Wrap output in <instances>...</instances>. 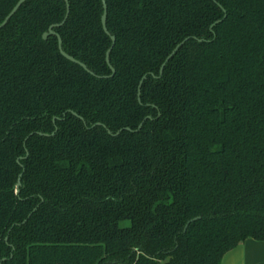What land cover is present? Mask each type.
Masks as SVG:
<instances>
[{
	"label": "trees",
	"instance_id": "16d2710c",
	"mask_svg": "<svg viewBox=\"0 0 264 264\" xmlns=\"http://www.w3.org/2000/svg\"><path fill=\"white\" fill-rule=\"evenodd\" d=\"M105 2L109 36L101 0H28L0 29V264H221L264 241V0ZM66 4L53 30L91 73L42 38Z\"/></svg>",
	"mask_w": 264,
	"mask_h": 264
},
{
	"label": "water",
	"instance_id": "95a60500",
	"mask_svg": "<svg viewBox=\"0 0 264 264\" xmlns=\"http://www.w3.org/2000/svg\"><path fill=\"white\" fill-rule=\"evenodd\" d=\"M26 1L28 0H18V2L16 3V5L13 7V9L10 11V13L5 17L4 21L0 24V29L3 28L7 23L8 21L11 19V17L17 12V10L21 7V5L23 3H25ZM101 3H102V8H103V13H102V16H101V25H102V29L103 31L105 32L106 35L109 36V33L107 31V28H106V17H107V6H106V2L105 0H101ZM66 8H67V14L65 16V19L60 23V24H56V25H52L48 28V31L47 33L43 34L42 38L45 40L48 36H56L57 38V42H58V49H59V53L60 55L65 58L67 61L71 62V63H74L76 65H78L79 67H81L83 70H85L86 72L88 73H91L87 67L77 61L76 59H74L73 57L69 56L68 54H66L63 50H62V41H61V38L58 34H56L54 32V28H58L60 26H62L66 19H67V16H68V10H69V6L68 4H66ZM225 12V11H224ZM219 22L221 21H217L215 22L213 25H211L210 27V30H212L213 26L218 24ZM110 40H111V47L107 50L106 52V55H105V61L107 63V65L109 66L112 74H114V69L110 66L109 64V55H110V52H111V49L115 43V38L113 36H110ZM187 41V39H185L184 41H182L181 43H179L173 50L172 52L166 57L165 61L163 62V64L161 65L160 67V70H159V76L162 75V72H163V69L164 67L166 66V64L169 62V60L176 54V52L179 50V48ZM202 40H199V42H201ZM145 76L142 77V79L140 80L139 84H138V88H137V96H138V100L140 99V90H141V86H142V83L143 81L145 80ZM75 117H79L78 115H76L75 113H72ZM79 119L82 120L81 117H79ZM146 120V119H145ZM144 122V121H143ZM142 123H140V125L138 126L137 130H140L141 127H142ZM96 126H100V124H96ZM125 130L127 131H130V129L126 128ZM109 134H111L110 132H108ZM120 133V131H118L115 135H118ZM38 135H45V134H41V133H38ZM20 178H21V175H19L18 179H17V183H16V187L19 188L20 187ZM197 218L193 219V220H196Z\"/></svg>",
	"mask_w": 264,
	"mask_h": 264
},
{
	"label": "crops",
	"instance_id": "0c3cea01",
	"mask_svg": "<svg viewBox=\"0 0 264 264\" xmlns=\"http://www.w3.org/2000/svg\"><path fill=\"white\" fill-rule=\"evenodd\" d=\"M221 264H264V241L246 239L228 252Z\"/></svg>",
	"mask_w": 264,
	"mask_h": 264
},
{
	"label": "flooded vegetation",
	"instance_id": "af4514ba",
	"mask_svg": "<svg viewBox=\"0 0 264 264\" xmlns=\"http://www.w3.org/2000/svg\"><path fill=\"white\" fill-rule=\"evenodd\" d=\"M19 177V176H18ZM21 179V178H20ZM17 183V182H16ZM20 184H21V181H20ZM21 186V185H20ZM20 188V187H19ZM19 188H17L16 186H15V189H16V191H15V193L16 194H18L19 193ZM5 241H7V238H5Z\"/></svg>",
	"mask_w": 264,
	"mask_h": 264
}]
</instances>
